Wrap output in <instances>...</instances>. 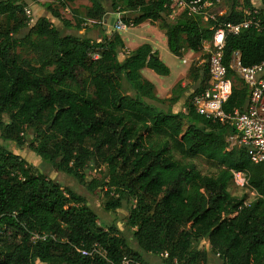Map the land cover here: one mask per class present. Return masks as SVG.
Segmentation results:
<instances>
[{
    "label": "trees",
    "instance_id": "obj_1",
    "mask_svg": "<svg viewBox=\"0 0 264 264\" xmlns=\"http://www.w3.org/2000/svg\"><path fill=\"white\" fill-rule=\"evenodd\" d=\"M88 1L87 19L102 20L111 11L103 0ZM123 1L124 7L112 0L111 9L135 11L130 15L136 25L160 21L168 49L179 57L211 40L214 23H240L246 10L256 8L253 0H211L225 1L226 9L217 22L203 25L187 10L172 16V0ZM25 7L0 0V264H122L124 256L148 264V256L161 264H207L210 253L221 264H264V164L251 161L245 148L229 149L234 129L199 114L190 101L176 112L155 103L161 98L143 69L166 76L170 68L151 43L126 51L121 60L126 44L119 31L108 33L105 24L95 23L102 30L99 40L63 34L48 16L19 37L28 25ZM47 8L61 17L51 4ZM19 44L33 52L32 60L17 52ZM236 51L245 65L264 61V29L226 37L224 62L234 83L226 110L243 108L248 99L247 86L241 79L243 85H236L239 77L230 69ZM189 72L200 81L196 93L208 80L207 66ZM9 142L27 144L89 191L101 188L107 211L129 204L130 237L115 225L105 228L86 195L35 171ZM196 157L217 171L204 174L183 161ZM91 169L101 175L87 182ZM232 170L244 173L253 199L231 194ZM34 233L47 237L32 240ZM205 238L209 250L199 248ZM95 243L102 253L78 251ZM164 251L168 256L160 258Z\"/></svg>",
    "mask_w": 264,
    "mask_h": 264
},
{
    "label": "rangeland",
    "instance_id": "obj_2",
    "mask_svg": "<svg viewBox=\"0 0 264 264\" xmlns=\"http://www.w3.org/2000/svg\"><path fill=\"white\" fill-rule=\"evenodd\" d=\"M106 6L109 10L113 11L111 9L112 0H103ZM19 2L25 3L27 7H31L32 0H19ZM40 4V7L44 10L43 14L44 16H48L52 22V24L59 28L63 34L71 33L74 35H77L79 37H88L92 40L97 39L98 32H101V27L99 25H96L95 23L89 22L88 17V7L90 4L87 0H78L74 3L70 4H63L62 0H40L38 1ZM255 7L257 9L261 8L260 0H253ZM119 5L123 6L125 5L123 0H118ZM47 4H51L52 8L55 9L61 17L53 16L52 13L48 10ZM226 9V2L222 1L220 3L214 4L210 6L209 8L203 10V12L196 14L198 16L203 25H206L208 23V20L205 18L206 14L215 12L220 13L221 11ZM184 8L182 6H179L178 4H173V12L172 16H176L180 12H182ZM132 14V16H135L134 12H129ZM36 16V15H35ZM62 19L68 20L70 22V26H64V23ZM87 25H83V22H87ZM160 21L154 22L147 20L140 24L139 26L136 25L135 27L129 28L127 30H120L119 33L121 36H123L129 44H132L133 46L135 43H144L148 42L151 43L156 50L160 53V56L162 57V60L166 65H168L173 72L170 75L161 76L158 75L155 71L149 68L143 69L144 76L149 79L151 82H153L158 87H161L164 83H173L176 81V73L180 70H185L188 66V70L192 71L194 73L198 69L205 68V65L207 66V63L205 62L208 53L205 51L204 54H201V58L204 59V63L202 65L198 64V59L196 58V55L193 54L191 51H186L184 55H187V64L183 62V58L174 55L169 49L167 45V38L165 36L164 30L160 26ZM77 24L79 27H77ZM31 26L28 23L27 27L22 29L19 33V37H23L31 28ZM113 29V27L110 25L108 30ZM128 48H125L122 53H120L119 57L120 59H124L126 51L128 49H131L132 47L127 45ZM17 52L21 53L22 57L28 60H32L34 58V54L32 51H30L27 48V45H21L19 44L17 46ZM195 52V51H194ZM96 56V54L94 55ZM185 85H182V81H179L176 85V87L173 89L172 95L166 97H160L161 101L155 102L158 106L164 108V109H171L172 111L176 112L179 110H186L187 105L189 104V101L191 102L193 94H195V91L198 90L195 83L191 80L189 77H185ZM209 77L205 85L208 83ZM235 84L238 86H242L243 83L240 81V79L235 78ZM155 92L158 95L161 94L162 91L159 92L155 88ZM159 96V95H158ZM177 98V99H175ZM178 98H181L178 101ZM2 119L4 121H7L8 118L6 115L2 116ZM27 141H29L33 134L30 130L26 131L25 133ZM0 144H5V142L2 139L1 136V130H0ZM7 146L10 149H13L15 153L19 154L22 158L26 159L29 164L32 165L35 171L42 173L46 175L48 178L54 179L58 181L61 185L65 187H69L76 192L80 194H84L87 196V200L90 204V206L95 210V212L99 216V221L101 224L107 228L110 225H115L120 230V233L123 234L125 237L129 238L131 235V232L127 226V219L129 215V204L124 203V205L113 211H107L104 207L105 205V197H104V191L101 188H98L97 190L91 192L89 191L85 185H82L79 183L73 176L67 175L65 173L59 172L56 170V168L50 164L49 162L44 161L42 158H40L37 154H35L27 144H24L23 146H18L14 142H9ZM175 158L182 159L178 153H175ZM185 162H193L196 167L204 174H214L217 169L216 166L204 159L203 157H196V158H189L187 160H183ZM101 173L98 170L91 169L87 170V182H89L93 177H100ZM229 190L231 194L242 197L244 195H247V199L251 200L255 197L254 191L250 190L248 187L244 185H240L239 183L235 181H231L229 184ZM207 247L208 245H204ZM148 260L153 264H161V260L157 258L156 256H148ZM221 260H219L217 257H215L212 253L208 256V262L207 264H221ZM45 264V263H42Z\"/></svg>",
    "mask_w": 264,
    "mask_h": 264
},
{
    "label": "built area",
    "instance_id": "obj_3",
    "mask_svg": "<svg viewBox=\"0 0 264 264\" xmlns=\"http://www.w3.org/2000/svg\"><path fill=\"white\" fill-rule=\"evenodd\" d=\"M219 2V0H217ZM187 10L189 15H196L203 10L214 5L211 0H172ZM173 8V5H172ZM220 13H223L221 11ZM25 14L28 23L34 25L37 21L31 7H25ZM114 21L111 24L114 30H127L135 27V18L128 10L120 6L114 11ZM108 13L102 20L89 19V22L108 24ZM207 20L217 22V13L206 14ZM83 22V25H87ZM213 36L211 40L203 42V48L208 53L206 59L207 71L209 75L208 83L198 92L193 94L191 104L199 114L214 121L228 125L234 129V133L227 137L229 149L233 147L245 148L254 163L264 164V61L252 65H245L241 60L240 51L234 53L230 62V69L243 81L248 89L247 104L243 107H234L232 110H226L225 103L229 100L233 90V77L229 76L228 67L224 62V50L226 37L228 34H238L242 29L254 28L264 29V23L259 15V9L246 10V17L240 23L220 22L214 23ZM97 56V55H96ZM183 62H187L186 57H182ZM204 63V62H203ZM185 85V83H183ZM233 181L240 185L246 184V177L243 172L232 170ZM255 195V193H254ZM45 233H34L32 240L46 239ZM204 245H208L205 247ZM199 248L210 249L208 238L201 241ZM78 251L82 255L93 256L102 253V247L95 243L89 248L81 247ZM160 258H166L168 252L164 251L158 255ZM219 256V253H217ZM122 264H148L139 262L127 256L122 259Z\"/></svg>",
    "mask_w": 264,
    "mask_h": 264
},
{
    "label": "crops",
    "instance_id": "obj_4",
    "mask_svg": "<svg viewBox=\"0 0 264 264\" xmlns=\"http://www.w3.org/2000/svg\"><path fill=\"white\" fill-rule=\"evenodd\" d=\"M38 1H40V0H38ZM38 1H35V2H32L31 3V9L33 10V12H34V14L36 15V17L37 18H39V17H41V16H44V14H43V9L40 7V4H39V2ZM88 1V0H87ZM89 2V1H88ZM90 3V2H89ZM254 3V2H253ZM105 4V3H104ZM88 5H90V4H88ZM255 5V4H254ZM108 18H107V20H108V24H106L105 25V28L106 29H109V26L111 25V19L112 18H114V11H109L108 12ZM142 24V23H141ZM140 25V24H139ZM138 25V26H139ZM113 29H111V30H108V33L110 32V31H112ZM165 33V32H164ZM101 35H102V33L101 32H98V34H97V39L96 40H99L100 39V37H101ZM166 36V35H165ZM122 38H123V40L125 41V44H126V48H128V46L127 45H129V46H131L132 44H129L128 42H126V40H125V38L122 36ZM145 43V42H144ZM142 43H135L133 46H131L132 48L131 49H128V51H130V50H132V49H135L136 47H138L139 45H141ZM154 47V46H153ZM154 49H156L155 47H154ZM127 51V52H128ZM193 54H195L196 55V58L199 60L198 61V64L199 65H202L203 64V62H204V59L203 58H201V54H204V52H205V49L202 47L199 51H196V52H194V51H191ZM159 57L162 59V57L160 56V53H159ZM182 57H187V55H183ZM185 64H187V63H185ZM170 68V67H169ZM189 68H188V66H187V68L185 69V70H180V71H177V73H176V81H174L173 83H164V84H162L161 85V87H158L157 85H155V87H156V90L159 92L160 90L162 91V93L160 94H158L159 95V97H163V96H166V97H168V96H170V95H172V92H173V89L176 87V85H177V83L179 82V81H182L181 83H182V85H183V83H185V80H182V79H184L186 76L187 77H189V78H191V80L195 83L194 85H196V87L198 88V86L200 85V81H194L193 80V78H192V76L190 75V72H189V70H188ZM173 72V70L170 68V73L168 74V75H170L171 73ZM184 86V85H183ZM181 98H178V101L180 100ZM185 108V107H184Z\"/></svg>",
    "mask_w": 264,
    "mask_h": 264
},
{
    "label": "water",
    "instance_id": "obj_5",
    "mask_svg": "<svg viewBox=\"0 0 264 264\" xmlns=\"http://www.w3.org/2000/svg\"><path fill=\"white\" fill-rule=\"evenodd\" d=\"M113 21H114V18L111 19V24L113 23Z\"/></svg>",
    "mask_w": 264,
    "mask_h": 264
}]
</instances>
